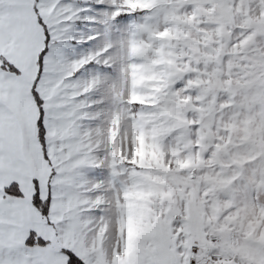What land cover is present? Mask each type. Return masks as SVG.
<instances>
[{"label":"snow or ice","instance_id":"obj_1","mask_svg":"<svg viewBox=\"0 0 264 264\" xmlns=\"http://www.w3.org/2000/svg\"><path fill=\"white\" fill-rule=\"evenodd\" d=\"M0 264H264V0H0Z\"/></svg>","mask_w":264,"mask_h":264}]
</instances>
